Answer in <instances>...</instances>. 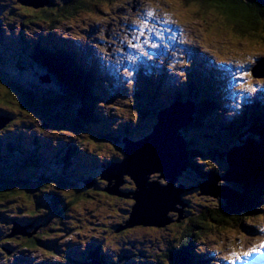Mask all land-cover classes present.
<instances>
[{
    "label": "rangeland",
    "instance_id": "obj_1",
    "mask_svg": "<svg viewBox=\"0 0 264 264\" xmlns=\"http://www.w3.org/2000/svg\"><path fill=\"white\" fill-rule=\"evenodd\" d=\"M47 1L50 3L45 6L46 8L39 9L28 5L23 6L17 0H0V118L10 119L8 127L0 130V179L4 176L14 186H25L24 179L27 178L26 188L34 194L33 198H29L26 193L18 192L15 199L5 202L4 205H8L7 209L0 207V264H68L67 258L70 264H78L82 262V259H86L87 253L94 251L102 254L106 264H174L171 256L175 254L176 247L179 245V237L190 226V218L197 217L195 210L204 203H210L213 206L218 201L200 194L201 189L197 185L203 180L202 177L190 171L188 175L178 180V184H175L177 188L184 185L181 201L186 204L182 207V213H168L172 220L169 226L166 225L167 227L160 229L139 224L140 226L135 225L134 228L123 232H117V230L123 225L126 227L128 221H131L128 213L133 211L136 202L132 199L133 195H130L136 191L134 180L125 173L124 178L128 183L122 184L120 189L131 198L127 201L107 196L102 192L100 185L95 190H89L84 184L88 178L99 179L105 163H117L127 158L123 139L135 144L147 137L145 135L139 138L146 133V117L142 113L137 115L135 110L126 109L133 104L134 99H127L132 102L127 105L125 98L128 96L111 93L114 98L111 102L117 107L115 109L110 105L105 106V113L122 116L124 120L131 116L132 118L125 125L116 122V132L106 138L100 130H96V123L81 124V126L76 124V118H79L76 111L77 101L69 107L62 105L63 107H56L49 111L44 108H36L34 112L24 111L20 109L21 102L16 99V96L22 98L23 95L13 96L16 90L13 86L20 84L26 92L34 95L35 102L51 99L55 103L60 100L68 104L70 100L67 98L63 100L58 94V89L51 86L50 80L43 82V78L48 77L41 72L37 64L33 63L29 66L27 59L32 57L31 55L36 54L35 57L44 61L42 57L45 52L35 53L34 47L44 43L52 47L67 46L70 39L64 40V37L72 36V33L76 32L75 29L70 28L71 26L84 23L90 27L97 22L95 18L101 16V22L98 23L104 28L103 35L107 36V33L112 32L113 29L118 33L117 36L122 35L121 40L125 41L129 48L135 50L139 43L145 42V38L141 41L140 32L136 38L130 27H120L124 21L123 17L132 20L133 26L140 25L137 16H127L128 13L124 12L126 6L130 5L128 9L132 8L134 1H137L135 7L138 9L153 4L166 6V10L181 19L187 28L189 26V31L195 35L193 39L199 45L201 41L198 36L201 35V39L211 50L210 54L216 56L218 61L234 58L229 61H234L235 66L246 67L249 64V61H243L246 59L250 60L252 68L262 51L259 48L260 44L254 43L257 42L255 40L251 42L237 37L234 33L231 34L221 26L220 21H214L215 19H210L207 13L200 12L199 7L193 2L187 4L183 0H114L109 4L97 5L92 9L93 13L91 11L76 12L71 20L53 24L51 19H48L49 15H42L41 12L47 11L52 14L62 4L70 5L76 0ZM104 15L107 16L106 19ZM115 32L112 33L113 37ZM97 35L101 36V31ZM108 37V42L113 43V39L110 40ZM135 40L136 46H133L132 42ZM69 50H71L70 47ZM76 57L77 66L79 64L84 66L87 63L86 59L79 62L78 55ZM239 61H242V65ZM44 62L48 64L47 61ZM55 63L57 62H50L49 66L54 67L57 65ZM215 70L217 71L207 74L205 84L209 85L212 80H219L221 70L217 68ZM141 86L146 88L145 84ZM245 87L251 92L261 89L264 87V78L252 87ZM99 94L97 92V95ZM151 94L159 98L158 93ZM153 106L156 108L159 105H155L154 101ZM105 113H99L96 108L94 117L97 115L96 119L103 121ZM210 116V113H207L205 121H209ZM216 119L217 116L211 119L212 122L211 120L208 122V128L204 127L199 131L205 140L212 143L211 148L215 153L229 147L231 140L228 133L215 131ZM220 122L222 124L225 122L223 116L220 117ZM237 131L233 132L234 138L237 136ZM194 134H198L196 129ZM94 149L95 151H92ZM89 153L93 159L90 165H84V162L89 159ZM225 170V165L223 168L220 164L216 165L217 172L222 173ZM21 174H24L21 177L23 179L17 180L16 178ZM155 179L162 184L166 183L161 180V174L152 175L150 181ZM194 182L198 184L195 185ZM5 185L7 184H2V186ZM104 186L105 184H102V187ZM52 191H57L54 193L60 195L58 202L50 198L54 194ZM73 194H80L87 199H82L76 204L66 203L67 200H77V196ZM177 206L181 208L180 203ZM185 213L189 216L192 213L195 214L182 217ZM261 215L262 213L259 212L256 217ZM8 218L11 223L13 221V225L21 226L22 230L28 225L27 223L33 221L31 224L36 225L33 230L37 231L39 237H44L41 247L29 250L24 248L19 240L7 239V234L13 228L12 224L7 223ZM29 229L32 227L27 228L28 231ZM211 236H222L216 240L217 244L223 249L226 247L229 253L240 254L250 247L246 234L241 233L238 227L229 231L223 230L214 235H203L200 242L206 243L205 238ZM213 239L215 238L209 239L208 242ZM237 244L239 246L231 250L232 245ZM165 255L169 257L168 260ZM219 259L221 261L210 257L206 263L226 264L228 262L227 259ZM240 264H249V262L240 260Z\"/></svg>",
    "mask_w": 264,
    "mask_h": 264
},
{
    "label": "trees",
    "instance_id": "obj_2",
    "mask_svg": "<svg viewBox=\"0 0 264 264\" xmlns=\"http://www.w3.org/2000/svg\"><path fill=\"white\" fill-rule=\"evenodd\" d=\"M183 1L187 4L191 2L195 3L199 7L200 12L204 14L207 13V16L210 14V16L214 17L216 21H220L221 26L226 29L231 27V29L227 30L234 33L237 37L245 38L247 40H255L264 44V0ZM111 2H114V0H76L70 5L62 4L61 7L52 14L47 11L41 12V14H48V19H51L53 24H58L59 22L70 20L76 12L91 11L93 13L92 9H94L97 5H105ZM193 6L197 9L195 5ZM45 46L48 48L51 47L48 45L36 46L35 53L40 54L39 51H42L43 53L45 52L42 58H44V61H47L48 64L35 57L36 54H34L31 55L32 57L27 59L29 61V66L33 63L37 64L41 72L49 78L51 86L58 89L59 96L63 98V100L64 98H67L70 102L65 104L63 101L59 100L55 103L51 99L49 101L43 100V102H35L34 95L31 92H26L20 84H17V88L13 86L16 90L12 93L13 96L18 94L23 95L22 98L16 96V99L19 100L22 105L20 109L34 112V109L36 108H44L46 111H49L60 106L69 107V105L71 106L73 105V102L77 101L76 111L79 118H76V124L81 126V124L88 125L90 123H99V119H95L94 117V114H96V108L92 90V77L83 71H78L74 62L71 61L70 57L68 58L67 54L49 51V49ZM55 49L60 51L58 47ZM50 62H57L55 63L57 65L50 67ZM211 95V92H202L199 99L194 101L196 112L194 115V121L190 126L195 127L198 134L189 135L190 131H186L185 129L181 131V134L184 136L188 144L190 153V164L185 171L186 174L184 175H188V172L194 171L199 177H202V181L209 180L211 176L214 175V162H217V157L222 158V156L225 155V150H220L215 153L211 148L212 143L205 140L203 134L199 133L200 130L204 129L205 123L208 126V120L205 121L207 112L210 110L213 112L219 107V101L211 97ZM175 101H180V98H177ZM152 106L153 104H150L149 110L146 106H143L142 108L152 114V111L150 110ZM136 114L140 115L138 110ZM142 114L145 116L146 112H142ZM139 120L143 119L139 118ZM145 125L149 126L150 124ZM234 127H236L239 131L240 137L238 138L237 135V137L233 138L229 145L236 146L237 144H243L247 139L252 140L251 142L254 144L256 143L260 155L259 174L247 181L240 182V184H242L241 188H238L236 185L232 188L230 187L231 195L228 199L222 200V203H216V205L214 204L213 206L210 203H204L203 206L200 205L198 209L195 210V213L199 210L197 212V217L190 218V226L179 237V245L176 247L175 254L171 256L174 264H207L206 260L209 261L211 257L210 248L204 246L202 247L203 249H200V244L198 243L202 239L203 235H214L221 233L223 230L232 228L236 229V227L241 229L245 226L248 219L256 217L262 208L264 198V125H262V121L260 120H255L248 116H241L233 122L232 129ZM229 128H231V126ZM214 129L216 132H222L221 128L216 125H214ZM149 131L150 130H148L147 127V130L145 131L146 133L139 138L147 135ZM76 168L79 169L80 167ZM23 175L24 174L19 175L16 179H23L21 178ZM92 182L94 184L92 190H95V187H98V182L96 179ZM24 183L25 186H14L9 182V180H7L6 177L3 176L2 179H0L1 208L7 209L8 205H4L5 202H11L15 199L18 192L26 193L29 198H33L34 194L26 188L27 178L24 179ZM2 184L7 185L2 186ZM52 192L54 193L57 191ZM51 196L52 197L50 198L54 202L59 201L60 195L58 193H54ZM73 196H77V200H67L66 203L76 204L82 199H87L85 197L83 198L80 194H73ZM183 205H185L184 202H182L181 207H183ZM195 213L190 214V216H193ZM184 216L190 217L189 214L186 213L182 215V217ZM32 222L33 221L27 223L28 225L26 227H32V229H29L30 231H26L25 236L22 234L15 235L9 240H19L20 244H23L24 248L29 250L40 247L44 237H39L37 231L33 230L36 225L34 226V224H31ZM7 223L13 225V221L11 223L9 218ZM9 234L10 232L7 235ZM195 245L197 246L195 247ZM94 255L97 257L95 253L90 254V256L93 257ZM165 257L167 260L169 259L167 255H165ZM98 259H100L103 264H106L101 255Z\"/></svg>",
    "mask_w": 264,
    "mask_h": 264
},
{
    "label": "water",
    "instance_id": "obj_3",
    "mask_svg": "<svg viewBox=\"0 0 264 264\" xmlns=\"http://www.w3.org/2000/svg\"><path fill=\"white\" fill-rule=\"evenodd\" d=\"M17 1L23 6L28 5L39 9H44L50 3L47 0ZM208 17L212 20L215 19L210 14ZM263 67L264 60L261 61L255 73L263 75L264 70L260 69ZM259 71H262V73H259ZM43 79L44 83L49 81V78ZM194 112L193 105L188 103L174 104L161 110L158 113V122L153 132L135 144L129 143L128 140L124 139V151L127 158H123L117 163H110L101 171L100 180L106 183L102 192L121 201L131 199L129 195H125V191L120 189L122 184L128 183L127 179L124 178L125 173H128V176L135 183L136 191L130 193V195H133L132 199L137 204L135 202L133 211L128 213L131 221H128L126 227L123 225V227L117 228V232L134 228L135 225L140 226L139 224L160 229L165 228L167 227L166 225L169 226L172 222L168 215L169 212H183V209L179 208L177 204L180 203L182 205L181 194L184 192V186L177 188L175 184L187 170L190 160L187 144L180 132L191 124ZM9 122L10 119L0 118V130L4 129ZM227 160L230 170L221 178L212 176L210 180L200 184V194L226 200L231 195L230 189L217 186L219 181H246L259 174L260 155L257 146L252 142H248L242 147L233 148L227 154ZM155 174H161V180L166 183L161 184L157 180L150 181L151 176ZM85 185L87 189H91L94 186L90 180H86ZM134 220L140 222H133ZM26 231L27 227L22 230L21 226L14 224L10 234L7 235V239L20 234L25 236ZM225 231H229V229ZM237 246L239 245H232L231 248L236 249ZM8 253L10 254V252ZM99 256L93 257L87 264H103L98 259Z\"/></svg>",
    "mask_w": 264,
    "mask_h": 264
},
{
    "label": "bare ground",
    "instance_id": "obj_4",
    "mask_svg": "<svg viewBox=\"0 0 264 264\" xmlns=\"http://www.w3.org/2000/svg\"><path fill=\"white\" fill-rule=\"evenodd\" d=\"M131 26L132 27H134V28H136L137 26H133L132 24H131ZM94 31L95 30H92V33H94ZM107 35H109V33H107ZM110 37L111 38H113V35L111 34L110 35ZM217 59V58H216ZM218 60V59H217ZM220 62H227V61H220ZM224 71H228V70H224ZM221 75L218 77V79H219V84H218V86H219V88H220V92L222 93V98H224V96H228V97H231V95H232V82H233V79L234 78H228L229 79V82L228 83H226V81H227V76L222 72H219ZM230 84H231V86H230ZM224 90H226V92L224 93ZM218 91H219V89H218ZM218 93V92H217ZM221 93H220V95H221ZM224 93V94H223ZM219 94V93H218ZM263 97H264V95H263ZM223 103H221V105H222ZM251 104L253 105V102H251ZM257 106L259 107V106H261L262 107V110H264V104L260 101V102H258V104H257ZM95 115V114H94ZM221 116H223L224 117V115H222V114H220V115H218L217 116V119H216V121H215V123H214V125H221V126H223L222 128H225L226 127V122H224L223 124L220 122V117ZM97 117L95 116V119H96ZM234 129H237L236 127H234L233 128V130ZM107 138V137H106ZM79 145V144H78ZM118 158V157H117ZM65 229V228H64ZM94 258H96L95 257V255H94Z\"/></svg>",
    "mask_w": 264,
    "mask_h": 264
},
{
    "label": "clouds",
    "instance_id": "obj_5",
    "mask_svg": "<svg viewBox=\"0 0 264 264\" xmlns=\"http://www.w3.org/2000/svg\"><path fill=\"white\" fill-rule=\"evenodd\" d=\"M72 18H73V17H72ZM72 18H71V19H72ZM71 19H70V20H71ZM67 21H69V20H67ZM67 21H62V23H63V22H67ZM188 104H190V103H188ZM191 105H192V104H191ZM193 107H194V109H195V105H193ZM195 112H196V109H195ZM195 112H194V114H193V121H194V115H195ZM193 121H192V122H193ZM192 122H191V123H192ZM190 125H191V124H190ZM190 125H189V126H190ZM185 128H186V127H185ZM185 128H183L182 130H184ZM182 130H181V131H182ZM180 135H181V132H180ZM184 141H185V143L187 144L185 138H184ZM251 141H252V140H249V142H251ZM252 143H253V142H252ZM255 145H257V144L255 143ZM187 147H188V145H187ZM187 151H188V150H187ZM180 177H182V175H181ZM180 177H179V178H180ZM250 179H251V178H250ZM88 180L93 181L94 179H93V178H89ZM178 180H179V179H178ZM209 180H210V179H209ZM248 180H249V179H248ZM96 181L98 182V186L100 185V186H101V189H102V191H103V188L106 186V183H105L104 181H101V180H100V176H99V179L96 178ZM152 181H154V180H152ZM207 181H208V180H207ZM246 181H247V180H246ZM227 182H229V181H227ZM231 182H232V184L238 186V188H241V187H242V184H240V182H244V181H231ZM178 183H179V181L177 182V184H178ZM219 183H220V181L218 182V184H219ZM84 184H85V183H84ZM102 184H105V186L102 187ZM161 184H162V183H161ZM201 184H202V183H201ZM218 184H217V186H219ZM199 185H200V184H199ZM199 185H197L198 188H199ZM180 186H181V185H180ZM93 187H94V186H93ZM93 187H92V188H93ZM92 188L89 189V190H92ZM95 188H96V187H95ZM182 194H183V193H182ZM181 199H182V196H181ZM221 199H222V198H221ZM222 200H224V199H222ZM126 201H127V200H126ZM181 208H182V207H181ZM196 213H197V212H196ZM169 217H170V216H169ZM254 218H255V217H254ZM245 225H246V224H245ZM242 228H244V227H242ZM242 228H241V229H242ZM27 231H28V230H27ZM40 247H41V246H40ZM40 247H38V248H40ZM38 248H36V249H38ZM67 259H68V264H70V262H69V258H67ZM78 264H83V263H78ZM85 264H87V263H85Z\"/></svg>",
    "mask_w": 264,
    "mask_h": 264
},
{
    "label": "flooded vegetation",
    "instance_id": "obj_6",
    "mask_svg": "<svg viewBox=\"0 0 264 264\" xmlns=\"http://www.w3.org/2000/svg\"><path fill=\"white\" fill-rule=\"evenodd\" d=\"M30 231V230H29ZM3 248V247H2ZM5 250V248H3ZM90 259H87L86 261L83 262V264L87 263Z\"/></svg>",
    "mask_w": 264,
    "mask_h": 264
}]
</instances>
